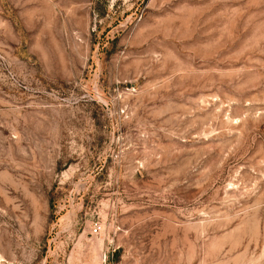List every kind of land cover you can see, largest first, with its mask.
<instances>
[{
    "label": "rangeland",
    "instance_id": "374dc122",
    "mask_svg": "<svg viewBox=\"0 0 264 264\" xmlns=\"http://www.w3.org/2000/svg\"><path fill=\"white\" fill-rule=\"evenodd\" d=\"M0 264H264V0H0Z\"/></svg>",
    "mask_w": 264,
    "mask_h": 264
},
{
    "label": "built area",
    "instance_id": "2783aa9c",
    "mask_svg": "<svg viewBox=\"0 0 264 264\" xmlns=\"http://www.w3.org/2000/svg\"><path fill=\"white\" fill-rule=\"evenodd\" d=\"M94 232L97 233L99 231V228L98 227H94Z\"/></svg>",
    "mask_w": 264,
    "mask_h": 264
}]
</instances>
